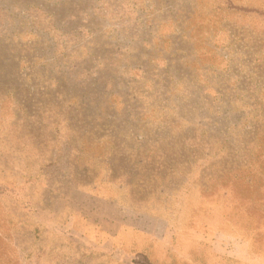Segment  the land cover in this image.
Listing matches in <instances>:
<instances>
[{
  "label": "rangeland",
  "instance_id": "rangeland-1",
  "mask_svg": "<svg viewBox=\"0 0 264 264\" xmlns=\"http://www.w3.org/2000/svg\"><path fill=\"white\" fill-rule=\"evenodd\" d=\"M0 264H264V0H0Z\"/></svg>",
  "mask_w": 264,
  "mask_h": 264
},
{
  "label": "crops",
  "instance_id": "crops-1",
  "mask_svg": "<svg viewBox=\"0 0 264 264\" xmlns=\"http://www.w3.org/2000/svg\"><path fill=\"white\" fill-rule=\"evenodd\" d=\"M103 236H104V234H103Z\"/></svg>",
  "mask_w": 264,
  "mask_h": 264
}]
</instances>
